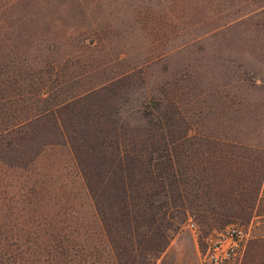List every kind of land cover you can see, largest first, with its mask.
Masks as SVG:
<instances>
[{
  "label": "rangeland",
  "instance_id": "374dc122",
  "mask_svg": "<svg viewBox=\"0 0 264 264\" xmlns=\"http://www.w3.org/2000/svg\"><path fill=\"white\" fill-rule=\"evenodd\" d=\"M83 93L131 126L148 104L184 194L223 213L187 209L162 264H201L229 224L250 232L233 264L264 262V0H0V264H156L168 247L94 209L39 122L74 123L83 99L39 108Z\"/></svg>",
  "mask_w": 264,
  "mask_h": 264
},
{
  "label": "trees",
  "instance_id": "16d2710c",
  "mask_svg": "<svg viewBox=\"0 0 264 264\" xmlns=\"http://www.w3.org/2000/svg\"><path fill=\"white\" fill-rule=\"evenodd\" d=\"M89 97L88 93H83L64 98L53 108H39V113L64 106L71 108L77 101L72 100L83 99L79 106L82 115L74 123L66 121L65 114H59L61 116L52 120L43 116L39 122L44 124L43 121L48 120L51 134L69 148L94 209H101L115 225L130 233L162 237L160 252L168 246L173 232L186 219L187 209L197 210L201 219L220 220L217 212L219 215L223 213L214 210L207 216L204 210L208 202L190 197L192 189L188 186L184 194L185 180L177 177L174 140L151 132L153 127L161 128V125L147 126L153 118L148 104L132 111L143 122L131 126L125 118L115 115L118 112L107 102L95 97L96 105H92ZM39 130L41 134L45 132L44 128ZM46 143L49 142L44 141L42 147ZM166 157L164 164L163 158ZM175 180L183 185L178 191H175ZM196 194L194 192V196ZM102 201L104 206L100 204ZM132 236L130 241H133Z\"/></svg>",
  "mask_w": 264,
  "mask_h": 264
},
{
  "label": "built area",
  "instance_id": "2783aa9c",
  "mask_svg": "<svg viewBox=\"0 0 264 264\" xmlns=\"http://www.w3.org/2000/svg\"><path fill=\"white\" fill-rule=\"evenodd\" d=\"M260 192L264 197V179ZM188 225L194 228L195 222L189 220ZM249 233V230L243 226L236 224L225 226L210 239L201 259V264H228L244 249Z\"/></svg>",
  "mask_w": 264,
  "mask_h": 264
},
{
  "label": "crops",
  "instance_id": "0c3cea01",
  "mask_svg": "<svg viewBox=\"0 0 264 264\" xmlns=\"http://www.w3.org/2000/svg\"><path fill=\"white\" fill-rule=\"evenodd\" d=\"M172 241V240H171ZM179 243V242H178ZM172 242H170V244L168 245V247L166 248V250L164 251V253L161 255V257L159 258V261L156 264H162V262L165 261V259H167L173 252V248H172ZM233 260V259H232ZM229 261L228 264H233L234 262ZM198 264V263H197ZM258 264H264L263 261L259 262Z\"/></svg>",
  "mask_w": 264,
  "mask_h": 264
}]
</instances>
